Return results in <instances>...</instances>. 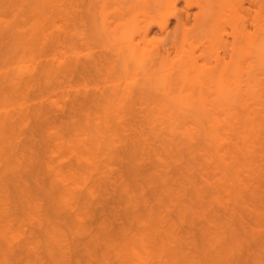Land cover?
Returning a JSON list of instances; mask_svg holds the SVG:
<instances>
[{"label":"rangeland","instance_id":"rangeland-1","mask_svg":"<svg viewBox=\"0 0 264 264\" xmlns=\"http://www.w3.org/2000/svg\"><path fill=\"white\" fill-rule=\"evenodd\" d=\"M47 1L0 0V264H264V72L248 110L219 108L224 142L191 140L184 130L206 123L168 117L175 96L114 94L135 79L120 44L135 40L136 56L164 45L167 59L144 72L162 83L182 58L175 44L197 36L196 7L185 28L173 17L147 37L168 0H51L42 11ZM227 1L217 20L232 42Z\"/></svg>","mask_w":264,"mask_h":264},{"label":"bare ground","instance_id":"bare-ground-1","mask_svg":"<svg viewBox=\"0 0 264 264\" xmlns=\"http://www.w3.org/2000/svg\"><path fill=\"white\" fill-rule=\"evenodd\" d=\"M59 1L57 0L56 2L59 3ZM181 1L182 0H168L166 10L162 15L153 20L154 25H149L145 29L144 35L148 37L156 24L161 28L162 31H164L173 17H177L179 25L182 26V28H185L186 23L190 18V10L196 7L198 9V13L196 15L193 28L194 31H198V33L194 38V42L190 44V49L186 48V46L189 44L187 43L189 40H187L186 37L182 42L179 43L178 41L175 44L177 52L178 54H182V58L178 61V64L170 62L169 67L171 68V71L169 72V77L163 78L161 83V78H147L144 72L150 63H158L167 59V50L165 46L157 44L151 50L141 51L139 55L136 56L138 46L135 44V40L129 43L122 42L119 46V50L121 54L125 53L122 59L124 60L125 58V63L123 65L125 68L123 69H126V71L121 69V66L120 69L124 72H128L129 74L132 73V76L135 74V76H133L135 79H130L126 87L124 86L123 91L120 89L119 92V89H115L117 92H114V95L117 97V95L121 94V98H133L134 92L143 93L147 89L148 92H146L144 96H148L150 94L148 87H151V90L154 88V92L157 91L158 94L163 92L168 98L175 96L174 98L172 97L175 100L174 101L172 99V103L176 102L177 107L175 109H173V106L169 107L173 109L170 111L168 108H166V110H168H165V114H167V116L169 115L168 117H171L172 120H174L173 118L177 115L182 114L185 116L186 120L189 121H191L189 118H193L195 115H201L199 118L201 124H214V135L208 131L206 124L201 126V129H196V131L191 130V128L185 131L184 128V133H186L187 138L191 140H194L195 136L199 134L200 137H204L206 143H211L214 141V145L217 147L220 143L227 139L226 137L228 134L226 131L229 129L230 120L226 119L225 115L220 116L221 112L223 111L219 110V108H222L223 106L226 108L231 107L233 102H241L243 104L244 110L245 108L248 110L250 108L248 104L251 101V97L254 95L255 98L257 93L260 91L259 84L263 82V78L261 79V72H264V0H250V9L246 8V3L238 2V0L236 1L235 5L231 6V8L236 12V25L233 27V31L231 33L233 39L232 42L226 38L225 32L222 31L223 29H221L223 27L220 25V21L217 20L218 17L224 15L223 12H225L229 7V5H226L228 2L227 0L191 1L192 3L186 5L187 10L185 12H181L183 9L179 8ZM50 2H53L55 5H57L54 1L50 0L48 3H46V5L41 6L42 11L43 7L51 4ZM55 5L54 7H56ZM36 7H38V5H36ZM51 7H53V5ZM252 8L259 10L258 12L255 11L253 26L254 33L250 32V28L253 27H251V22H249V12ZM46 9L48 8L46 7ZM49 9H52L50 8V5ZM243 12L244 15L240 18L237 14L242 15ZM0 24H3L2 20L0 21ZM120 25V29L114 30L115 34L119 32L125 34L130 31L129 23ZM139 33L141 36L143 35L141 29L139 30ZM229 49H231L232 53L231 62H223L221 60V64L217 63L215 64V67H211L210 61H212L214 58H217L215 55L220 56V52H222V50L225 54H228L227 52ZM119 56L120 55H118L113 62H118L119 60L117 59H119ZM221 59H223V57ZM219 60L220 59H218V61ZM86 62L81 58V63L83 66L87 65ZM116 62L115 66H117ZM101 64L99 63L98 65ZM113 68L114 67H112V69ZM117 70L119 69L117 68ZM114 71H116V69ZM138 74L139 77L143 74L140 80L136 79V75ZM174 85L184 86V90L180 91L181 95L178 94L180 97L174 95L177 93V91L174 89L176 86ZM111 90L114 91L113 89ZM197 90L200 91L198 98L195 97V92ZM112 91L110 92L112 93ZM174 91L176 92L173 94ZM157 93H153V96H157L158 98L160 95V97L164 96L161 93L160 95H156ZM103 95L107 96L108 94ZM98 97H100V95ZM261 97H264V95ZM164 98L162 99L164 100ZM167 106L169 105H166V107ZM232 110L234 109L232 108L230 111ZM237 112L236 114L238 115L239 112ZM239 121V116H236V124ZM183 122L186 124L185 121ZM188 124L189 123H187V127Z\"/></svg>","mask_w":264,"mask_h":264}]
</instances>
